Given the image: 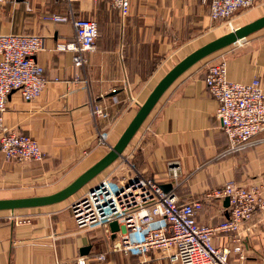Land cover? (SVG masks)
Here are the masks:
<instances>
[{
  "label": "crops",
  "instance_id": "0c3cea01",
  "mask_svg": "<svg viewBox=\"0 0 264 264\" xmlns=\"http://www.w3.org/2000/svg\"><path fill=\"white\" fill-rule=\"evenodd\" d=\"M79 14L97 22L96 51L75 68L72 54L55 51L73 40L67 23L45 22L65 7L53 0H5L0 4V35H37L43 49L36 63L48 83L41 95L26 102L12 91L6 102L4 128L33 138L41 161L7 162L0 153V200L53 194L96 163L108 149L95 146L106 132L112 147L138 107L163 76L193 51L264 16V3L213 23L208 0H129L125 16L104 3L77 0ZM110 2V1H109ZM228 29L227 32H224ZM225 62L231 82L260 80L264 86V28L203 59L181 75L164 93L123 155L146 178L170 185L180 203L202 202L196 221L217 225L227 219L224 200L207 199L224 184L249 186L264 177V131L249 145L229 151L228 140L215 119L217 102L207 92L208 67ZM91 104H100L107 119L94 121ZM179 167L178 186L168 177ZM117 161L69 199L49 207L0 212V264H59L85 257L87 264H173L168 253L112 251L117 241L101 229L79 232L68 207L102 178L111 176ZM171 190V189H170ZM84 191V192H82ZM81 194V195H80ZM80 195V196H79ZM28 219L16 224L12 217ZM241 242L234 236L213 239L216 247L241 248L243 260L232 264H264V212L243 224ZM89 248L86 255L82 250ZM105 254L104 260H98Z\"/></svg>",
  "mask_w": 264,
  "mask_h": 264
},
{
  "label": "built area",
  "instance_id": "2783aa9c",
  "mask_svg": "<svg viewBox=\"0 0 264 264\" xmlns=\"http://www.w3.org/2000/svg\"><path fill=\"white\" fill-rule=\"evenodd\" d=\"M65 7L64 14H52L45 22L69 23L74 31L73 40L58 43L55 51L72 54L75 68L86 64L85 55L96 51L99 38L94 19L78 17L73 9L75 0H53ZM97 4L101 0H87ZM5 0H0L3 4ZM209 18L213 23L228 21L239 11L249 9L264 0H208ZM111 9L125 16L129 0H110ZM43 49V38L37 35H0V153L7 162L41 161L44 154L38 143L25 135L6 131L4 113L12 91H18L26 102L36 100L48 80L36 61ZM204 83L207 92L217 102L215 119L228 140L229 151L246 147L264 131V86L260 80L250 83L231 82L227 78V66L220 62L206 70ZM94 121L107 119L108 113L100 104H91ZM95 146L110 149L106 132H98ZM119 162V164H118ZM111 176L102 178L91 189L71 202L70 216L79 232L104 231L110 239V224L116 223L117 241L112 251L140 253L162 250L168 253L173 264H232L233 255L243 260L241 248L216 247L213 239L221 235L234 236L240 243L244 223L264 212V177L249 186L224 184L206 195L207 199H228L227 219L217 225H204L196 221V213L202 209L201 201L180 203L174 190L166 192L154 179L144 177L122 156L117 160ZM179 167L171 164L168 177L176 187ZM19 225L30 223L28 219L12 217ZM105 254L97 259L104 260ZM87 264L85 257H77L70 263Z\"/></svg>",
  "mask_w": 264,
  "mask_h": 264
},
{
  "label": "water",
  "instance_id": "95a60500",
  "mask_svg": "<svg viewBox=\"0 0 264 264\" xmlns=\"http://www.w3.org/2000/svg\"><path fill=\"white\" fill-rule=\"evenodd\" d=\"M264 28V16L241 26L231 32L224 34L199 49L193 51L180 62H178L163 78L156 84L153 90L149 93L145 101L138 107L132 120L129 122L123 133L120 135L116 143L100 158L96 163L86 169L83 173L77 176L69 184L61 190L46 196L20 198V199H4L0 200V212H11L23 209L44 208L59 204L89 184L97 176L102 174L112 164H114L124 153L136 133L139 131L147 117L150 115L156 104L159 102L168 88L191 67L202 61L203 59L226 49L252 34ZM163 190L168 192L171 189L170 185L162 186ZM224 206L229 207L228 199L225 198ZM110 230L113 236L118 231L116 223L110 224ZM89 248L82 250V255H86Z\"/></svg>",
  "mask_w": 264,
  "mask_h": 264
},
{
  "label": "rangeland",
  "instance_id": "374dc122",
  "mask_svg": "<svg viewBox=\"0 0 264 264\" xmlns=\"http://www.w3.org/2000/svg\"><path fill=\"white\" fill-rule=\"evenodd\" d=\"M77 3H78L77 0H75V2L73 3V9H74V11L77 13L78 17H80V18H84V19H89L90 17L88 16L87 13H82V14H79V13H78V11H77L78 8L76 7ZM90 19H91V18H90ZM227 30H228V29H225L224 32H227ZM118 164H119V162H118ZM118 164H117V165H118ZM114 168H115V167H114ZM114 168L112 167V171L114 170ZM82 192H84V191H82ZM80 195H81V194H80ZM80 195H79V196H80ZM77 198H78V197H76V199H77Z\"/></svg>",
  "mask_w": 264,
  "mask_h": 264
},
{
  "label": "trees",
  "instance_id": "16d2710c",
  "mask_svg": "<svg viewBox=\"0 0 264 264\" xmlns=\"http://www.w3.org/2000/svg\"><path fill=\"white\" fill-rule=\"evenodd\" d=\"M109 1L110 0H101L100 2H98V3H104L105 5H107V7H108V3H109ZM97 3V4H98ZM108 8H110V7H108ZM93 19V18H92ZM95 20V19H94ZM96 21V20H95ZM8 212V211H7Z\"/></svg>",
  "mask_w": 264,
  "mask_h": 264
}]
</instances>
